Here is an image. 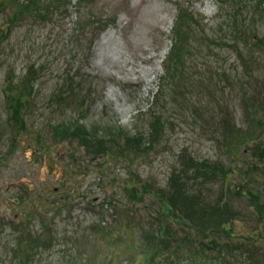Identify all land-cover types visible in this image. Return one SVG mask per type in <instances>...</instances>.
Instances as JSON below:
<instances>
[{
    "label": "rangeland",
    "instance_id": "rangeland-1",
    "mask_svg": "<svg viewBox=\"0 0 264 264\" xmlns=\"http://www.w3.org/2000/svg\"><path fill=\"white\" fill-rule=\"evenodd\" d=\"M78 1L59 0L47 16L21 15L12 25L23 0H0V264H218L172 238L153 240L163 219L155 193L183 150L264 185V9L249 3L235 31L233 0ZM178 10L194 23L184 76L172 78L163 65ZM30 67L35 86L21 128L7 95ZM152 115L163 129L149 147ZM80 116L94 131L143 133L140 151L91 160L77 140L54 132ZM237 206L246 217L236 233L264 235V217Z\"/></svg>",
    "mask_w": 264,
    "mask_h": 264
},
{
    "label": "trees",
    "instance_id": "trees-1",
    "mask_svg": "<svg viewBox=\"0 0 264 264\" xmlns=\"http://www.w3.org/2000/svg\"><path fill=\"white\" fill-rule=\"evenodd\" d=\"M58 1L50 0L48 5L42 0L17 2L19 9L9 20L13 25L21 15L47 16L48 10L58 5ZM84 1L79 0V5ZM224 2L228 5L227 1ZM249 3L256 8V11L264 9V0H233L232 8L235 12L228 18V22L231 23L235 31H238V27L241 25L238 23V14L247 11ZM193 18L194 16L189 11H177L174 37L166 58L169 64L168 67L163 65L165 73L169 74L168 77L184 76V58H187L185 50L189 48L187 42L188 36L192 32ZM30 68L17 87L18 92H11L7 95L11 122L21 128L24 125L22 112L27 104L25 101L32 97L31 90L35 86V80L32 77L35 73L33 68ZM64 98L61 94L54 97L56 101ZM70 98L74 97L70 95L68 99ZM77 118L78 120H73L72 124L58 125L54 128V132L63 140H77L79 145L86 148V152L91 156L116 153L122 155L128 151H140L139 146L143 133L138 132L129 137L123 135L119 127L94 131L79 123L83 117ZM162 129L161 119L152 115L147 132L149 147L158 141ZM261 155L263 152L257 147L254 150V156L262 158ZM234 175L238 177L237 180H233ZM250 181V177H247V174L238 166L233 168L221 160H197L186 150L181 151L177 157L176 165L170 172L166 186L155 193L159 203L160 216L163 219L156 221L155 234H152L153 240L172 238V241L175 240L172 243L190 251L194 257L199 256L218 264H262L264 261V235L260 230L254 237L237 234L234 230L235 223L243 221L246 217L242 209L237 206L239 200L243 201L250 214L256 219L262 221L264 217V185L255 187ZM214 186H218L216 192L213 189ZM169 219L177 225L179 232L182 233L179 239H175V232L167 224ZM31 242L32 240L28 239L27 246L33 250ZM158 252L156 247L153 259L157 257ZM192 263L194 262L191 261L189 264Z\"/></svg>",
    "mask_w": 264,
    "mask_h": 264
},
{
    "label": "bare ground",
    "instance_id": "bare-ground-1",
    "mask_svg": "<svg viewBox=\"0 0 264 264\" xmlns=\"http://www.w3.org/2000/svg\"><path fill=\"white\" fill-rule=\"evenodd\" d=\"M164 52L159 54V60L163 58Z\"/></svg>",
    "mask_w": 264,
    "mask_h": 264
},
{
    "label": "water",
    "instance_id": "water-1",
    "mask_svg": "<svg viewBox=\"0 0 264 264\" xmlns=\"http://www.w3.org/2000/svg\"><path fill=\"white\" fill-rule=\"evenodd\" d=\"M95 159V157H93L91 160H94Z\"/></svg>",
    "mask_w": 264,
    "mask_h": 264
}]
</instances>
